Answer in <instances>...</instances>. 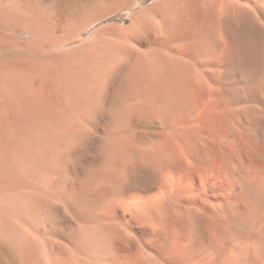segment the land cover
<instances>
[{
	"label": "bare ground",
	"instance_id": "obj_1",
	"mask_svg": "<svg viewBox=\"0 0 264 264\" xmlns=\"http://www.w3.org/2000/svg\"><path fill=\"white\" fill-rule=\"evenodd\" d=\"M4 3L0 264H264V187L223 225L202 206L209 20L236 39L264 0Z\"/></svg>",
	"mask_w": 264,
	"mask_h": 264
},
{
	"label": "rangeland",
	"instance_id": "obj_2",
	"mask_svg": "<svg viewBox=\"0 0 264 264\" xmlns=\"http://www.w3.org/2000/svg\"><path fill=\"white\" fill-rule=\"evenodd\" d=\"M153 1L154 0H147V3ZM246 1L249 4V8H254V6L259 8L258 4L261 0ZM4 2H6V0H0V10L4 9ZM129 12V10H123L121 12V16L124 18L123 24L130 21ZM260 15L262 19L259 22H253L247 26H243V24L242 26L240 24L237 25V31L240 36L233 40L228 34L224 38L217 35L215 17L214 23L213 20H209L210 24H208L212 31L214 29L216 30H214V54L206 55L208 60L213 59L214 64L205 67L212 78L211 82L214 84L215 88L214 122L209 120V116L208 119L205 120V126L209 125L208 130H210V132L214 131V139L208 138V140L205 141L206 145L208 144L207 147L214 153V164L211 165L209 169L210 178L206 186V189H208V196L207 201L202 202V206L208 211H214V225L225 224L223 216L237 210L238 204L242 205L243 210H253L255 207L253 198L256 194H259V190L264 187V71L263 73H254V69L258 64L264 62L263 7ZM121 16L119 15L117 18H114L115 21L119 22ZM2 23L3 22H0V75L5 67V59L7 56L6 48H8V41L6 40L7 29L3 26L5 24ZM19 45L20 44H18L17 50H20L19 47H22L21 45L23 44ZM25 47L26 46L23 45L21 49ZM213 69L214 76L212 72ZM250 83L251 86L249 85ZM3 85L4 80L3 76H1L0 115L7 101L5 96L6 92L3 91ZM229 87L232 89V92ZM257 92L258 94H256ZM254 95H257L258 98ZM258 99L261 102H259ZM204 101V110H211L213 101L206 98ZM259 108L260 110H258ZM217 112L219 113L217 114ZM257 113L261 114L263 118ZM240 152L242 155H240ZM261 191H263V189ZM254 192L257 193L255 194ZM210 202H214V205L210 204ZM214 237L218 240L222 238V235L218 234Z\"/></svg>",
	"mask_w": 264,
	"mask_h": 264
}]
</instances>
